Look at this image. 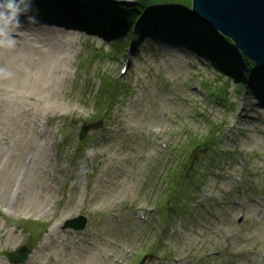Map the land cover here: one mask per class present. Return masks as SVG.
<instances>
[{"label": "rangeland", "instance_id": "1", "mask_svg": "<svg viewBox=\"0 0 264 264\" xmlns=\"http://www.w3.org/2000/svg\"><path fill=\"white\" fill-rule=\"evenodd\" d=\"M32 14L13 50L26 44L44 74L12 96L0 80L24 113L0 118V264H264L258 65L225 57L229 78L153 28L132 46L126 26L104 38ZM80 214L83 228L66 226Z\"/></svg>", "mask_w": 264, "mask_h": 264}, {"label": "trees", "instance_id": "2", "mask_svg": "<svg viewBox=\"0 0 264 264\" xmlns=\"http://www.w3.org/2000/svg\"><path fill=\"white\" fill-rule=\"evenodd\" d=\"M186 1L89 0L88 3L81 4L80 0H33V11L45 16L44 21L46 22L51 23L53 21L66 27H74L88 33L99 34L104 38L114 37L115 35L111 30L126 26L125 28L130 31L132 44L138 27L144 28L145 31L153 28V30H150L151 34L157 33L163 40L175 42L179 45H187L195 50L197 54L209 57L213 64L220 71L226 73L229 78L241 77L238 72L234 71V73L232 71L234 67L228 64L230 61H227L225 57L234 58L239 56L249 59L234 48L230 38L208 24H204L205 26L201 29L190 26L188 22H191L195 17L191 11V0ZM100 11L104 12V17L100 14ZM197 22L202 21L197 19ZM204 30L208 31L206 33L213 34L214 38L204 34ZM249 62L252 63L250 60ZM252 64L251 66L254 65ZM227 66L230 67V70ZM259 73L264 75V70L259 68Z\"/></svg>", "mask_w": 264, "mask_h": 264}, {"label": "water", "instance_id": "3", "mask_svg": "<svg viewBox=\"0 0 264 264\" xmlns=\"http://www.w3.org/2000/svg\"><path fill=\"white\" fill-rule=\"evenodd\" d=\"M191 11L195 18L215 28L230 38L236 50L264 70V0H191ZM100 125L97 121L92 124ZM90 125H82L81 136ZM86 223L83 215L66 220V226L81 229ZM29 249L18 248L10 257L11 262L23 261ZM146 258L144 255L139 264Z\"/></svg>", "mask_w": 264, "mask_h": 264}, {"label": "bare ground", "instance_id": "4", "mask_svg": "<svg viewBox=\"0 0 264 264\" xmlns=\"http://www.w3.org/2000/svg\"><path fill=\"white\" fill-rule=\"evenodd\" d=\"M51 24L56 25L57 23L52 21ZM57 27L60 28V29L58 28L57 29L61 31L62 26H57ZM24 37H27V36L25 35ZM34 37L40 38V39H50L49 37H41L40 35L36 33ZM52 40L54 41L56 45L57 42L54 40V37L52 38ZM26 46H27L26 44H22L21 46H18L17 48L18 51L13 50V48L12 49L0 48V68H6L8 71L12 73V76L9 78H0V80L14 83V87L12 89H9V93L11 94L10 96L14 95L13 93L15 92L18 93L19 91L18 87L21 88L24 86L28 88H31V87L33 88L32 84L30 85V83L33 80L38 79L42 73L44 74V68H45L44 65L46 64L40 59V57L37 60H32L30 59V56L28 54L23 53ZM12 58L14 59L18 58L22 62V67L19 69L18 72L14 71L11 68H8L7 66V64L11 65V67L14 65V61H9ZM1 84L2 83H0V87H1ZM15 86H18V87H15ZM5 90L6 92H8L7 87H5ZM18 105H20L18 98L15 99V103H12L9 96L0 98V118H2V116H7L11 114L12 118L15 119L16 117L23 115L24 113L23 114L20 113V108L18 107Z\"/></svg>", "mask_w": 264, "mask_h": 264}, {"label": "clouds", "instance_id": "5", "mask_svg": "<svg viewBox=\"0 0 264 264\" xmlns=\"http://www.w3.org/2000/svg\"><path fill=\"white\" fill-rule=\"evenodd\" d=\"M31 13V14H30ZM33 13V0H0V48L12 49L16 46L13 29L21 27V17L29 24H39ZM12 73L6 68H0V78H9Z\"/></svg>", "mask_w": 264, "mask_h": 264}]
</instances>
